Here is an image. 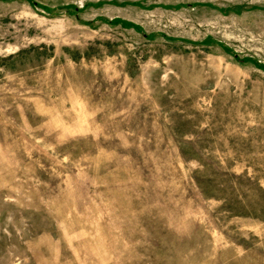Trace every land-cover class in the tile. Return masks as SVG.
Listing matches in <instances>:
<instances>
[{"label":"rangeland","instance_id":"374dc122","mask_svg":"<svg viewBox=\"0 0 264 264\" xmlns=\"http://www.w3.org/2000/svg\"><path fill=\"white\" fill-rule=\"evenodd\" d=\"M0 264H264V0H0Z\"/></svg>","mask_w":264,"mask_h":264}]
</instances>
